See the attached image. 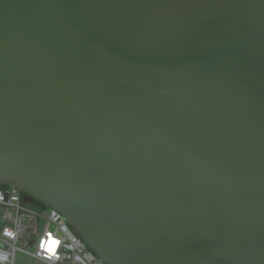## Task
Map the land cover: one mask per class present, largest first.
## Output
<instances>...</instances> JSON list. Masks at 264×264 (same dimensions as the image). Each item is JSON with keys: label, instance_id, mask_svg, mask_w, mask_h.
<instances>
[{"label": "water", "instance_id": "95a60500", "mask_svg": "<svg viewBox=\"0 0 264 264\" xmlns=\"http://www.w3.org/2000/svg\"><path fill=\"white\" fill-rule=\"evenodd\" d=\"M0 186L106 264H264V0H0Z\"/></svg>", "mask_w": 264, "mask_h": 264}, {"label": "built area", "instance_id": "2783aa9c", "mask_svg": "<svg viewBox=\"0 0 264 264\" xmlns=\"http://www.w3.org/2000/svg\"><path fill=\"white\" fill-rule=\"evenodd\" d=\"M19 253L42 264H106L59 210L0 187V264H17Z\"/></svg>", "mask_w": 264, "mask_h": 264}, {"label": "rangeland", "instance_id": "374dc122", "mask_svg": "<svg viewBox=\"0 0 264 264\" xmlns=\"http://www.w3.org/2000/svg\"><path fill=\"white\" fill-rule=\"evenodd\" d=\"M17 264H42V263L35 260L31 256L22 255L19 253L18 258H17Z\"/></svg>", "mask_w": 264, "mask_h": 264}, {"label": "trees", "instance_id": "16d2710c", "mask_svg": "<svg viewBox=\"0 0 264 264\" xmlns=\"http://www.w3.org/2000/svg\"><path fill=\"white\" fill-rule=\"evenodd\" d=\"M0 187H5V186H0Z\"/></svg>", "mask_w": 264, "mask_h": 264}]
</instances>
